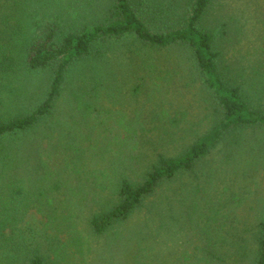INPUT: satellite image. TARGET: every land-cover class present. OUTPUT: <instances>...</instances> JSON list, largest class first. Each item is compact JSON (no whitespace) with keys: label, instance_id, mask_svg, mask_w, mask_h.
I'll return each mask as SVG.
<instances>
[{"label":"trees","instance_id":"1","mask_svg":"<svg viewBox=\"0 0 264 264\" xmlns=\"http://www.w3.org/2000/svg\"><path fill=\"white\" fill-rule=\"evenodd\" d=\"M218 1L0 0V264L180 263L171 251L175 238L165 241L164 219L175 213L168 197L132 224L135 213L166 182L192 171L222 141L243 144L246 158V149L264 139L260 136L264 109L259 105L264 100V59L258 54L253 59L246 55L239 65L225 61L219 43L226 34L225 12L228 18H238L239 13L222 10L214 22L211 14ZM89 11L99 16L89 17ZM238 23L233 19L232 28L239 30ZM120 44L134 48L139 66L133 73L135 94L161 100L167 95L164 84L171 86L175 77L185 88L186 77L198 79L210 97L208 126L189 135L192 140L179 154L156 155L140 181L125 175V170L109 178L106 168L84 170V165L66 159L73 150L81 151L75 147V136L56 137L59 161L37 158L39 142L49 141L54 131L57 104L74 73L91 72L110 62ZM179 48L182 54L171 55ZM37 73L47 76L41 96L33 104L19 103L30 77ZM91 85L88 95L95 98L101 83L95 80ZM189 103L184 108L175 104L170 120L177 127L192 122L193 102ZM23 145L37 150L25 162V173ZM257 168L255 161L243 160L245 175ZM95 171L101 173L92 176ZM252 231L249 240L243 236V252L249 253L244 264H264V217ZM201 235L206 241L214 238L210 227H204ZM102 237L118 255L95 249L93 244ZM210 242L200 249V264H238L232 256L219 255Z\"/></svg>","mask_w":264,"mask_h":264},{"label":"rangeland","instance_id":"2","mask_svg":"<svg viewBox=\"0 0 264 264\" xmlns=\"http://www.w3.org/2000/svg\"><path fill=\"white\" fill-rule=\"evenodd\" d=\"M227 9L231 12L237 10L234 13L239 14L238 18H228L230 14L225 12L226 34L222 39L219 38L222 57L226 62L232 61L237 65L243 63V57L246 55L253 59V56L261 54L264 59V0H220L213 6L214 14L211 16L214 22L219 12ZM95 15L99 16V13L89 11V17ZM233 19L239 22V30L232 28ZM126 42L129 43L130 40ZM118 46V51L110 54V62L99 65L98 68L94 67L91 72L74 73L57 104V112L53 118L55 124L51 128L54 131L49 141L44 139L39 142L41 152L39 151L38 156L37 150L28 148L30 145H23L24 148L20 151L24 160L21 165L22 172L27 171L25 162L34 154L37 158L41 156L42 159L59 161L60 147L55 139H60L61 136L66 139L70 135L75 136V147L81 150L78 153L73 150L75 155L69 153L66 159L73 160L72 163L84 165V170L98 168L101 171L106 168L104 175L109 178H115L116 174L122 175L120 172L125 170V175L140 181L142 171L156 155L179 154L190 139L192 140L189 135L200 134L208 126L210 97L198 79L186 77L185 81L189 82V87L185 88L178 82L179 77H175L171 86H163L167 93L165 98L151 101L145 95L132 91L135 82L133 73L139 70L134 60V48L130 50L125 44ZM179 54H182L180 48L171 53ZM184 70L189 73L188 67L184 66ZM46 77L45 73L30 77L26 84L27 92L19 103L29 105L38 100L44 90ZM95 80L101 85L93 98L94 96L88 95V91L92 89L91 84ZM151 87L150 84L149 88ZM81 96L84 98H80ZM87 101L90 108L84 105ZM190 101L193 102L190 108L192 122L177 127L170 120L176 113L173 111L175 104L184 108L188 107ZM14 104L11 105L10 111L13 110ZM259 105L264 109V100L259 102ZM163 111H171L172 114L168 115ZM42 131L41 135L44 134L43 129ZM260 136L264 137L262 133ZM149 137L151 142L148 141ZM228 140L222 141L212 149L192 171L179 173L174 179L166 182L159 192L146 199L144 206L135 213L132 224L144 213L147 214L151 210L154 212L158 201L168 197L169 207H172L175 213L172 217L169 214L168 218L164 219V230L168 232L165 241L168 244L175 238L173 240L176 243L171 251L180 259L179 264H185L187 259L196 264L202 263L203 253L200 249L204 243L210 241L212 245H216L217 253L221 256H232L231 258L237 259L238 264H244L243 259H248L249 253L243 252V236L245 240H249L252 230L264 217V139L261 138L262 143L254 144V149H246V158H243V142L239 147L232 146L233 141ZM243 160L246 163L249 160L255 161L257 170L249 171L248 175H245ZM99 171L92 172L91 175L101 173ZM204 227L211 228L213 240L207 242L202 238ZM221 233L223 236H220ZM233 234L235 236H232ZM107 242V238L102 237L93 245L95 249L97 246L99 253L118 255V251L115 253L117 248L106 247ZM100 257L102 258L101 255ZM215 264L224 263L216 261Z\"/></svg>","mask_w":264,"mask_h":264}]
</instances>
